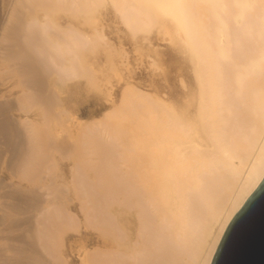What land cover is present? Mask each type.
I'll use <instances>...</instances> for the list:
<instances>
[{
	"label": "bare ground",
	"instance_id": "1",
	"mask_svg": "<svg viewBox=\"0 0 264 264\" xmlns=\"http://www.w3.org/2000/svg\"><path fill=\"white\" fill-rule=\"evenodd\" d=\"M107 9L133 45L156 35L177 48L194 88L174 104L125 82L118 104L78 126L70 149L30 118L21 120L25 138L11 116L15 102L25 115L35 100L59 118L68 115L61 100L43 95V74H53V90L61 91L69 81L97 82L86 51H107L111 73L118 70L114 58L124 63V51H114L100 27ZM59 14L79 26L63 27ZM3 63L30 90L13 103L0 101L7 169L37 179L54 152L77 157L73 186L81 211L89 228L110 238L104 249L84 253L82 264H211L230 222L264 179V0H0V75ZM152 66L160 69L155 60ZM45 188L3 196L15 200L18 216H2L0 225L15 230L18 246L8 244L1 263L65 264L57 234L77 230L78 221Z\"/></svg>",
	"mask_w": 264,
	"mask_h": 264
},
{
	"label": "rangeland",
	"instance_id": "2",
	"mask_svg": "<svg viewBox=\"0 0 264 264\" xmlns=\"http://www.w3.org/2000/svg\"><path fill=\"white\" fill-rule=\"evenodd\" d=\"M64 16L65 15L59 14L57 17L56 15V20L63 27H67L69 25H73L76 27L79 26L76 21L70 20V18L68 17L66 18V16L65 17ZM102 22L104 23H102L100 27L103 30V33L106 36V38L111 43V46L113 47L114 51L117 50V48L118 51L119 50L124 51L123 52L125 55V57L123 58V60H125L124 63L119 59L114 58L115 63L118 66V70L116 71V73L112 72L113 73L112 74L111 71H106L107 69L104 68V66L106 65L105 57L108 56L107 51L104 52L103 50H100L96 54H91V52L86 51L84 55L87 58L85 59L88 60L89 58L88 54H90L91 59L89 58L90 59L88 60L89 63L93 64L92 60L94 61L93 65L95 67V70H97V74H95L96 77L95 76L94 77L95 79H97V82L96 80L95 81L92 80L94 83L92 81L91 82L94 85L92 83L90 85L89 84L90 81L88 80L87 82L85 80H75L71 82L69 81L66 83V85L64 84L61 85V91L53 90V86L57 80L56 77L53 74L48 73L47 75L45 72H43L45 74H43L42 76L44 77L45 75L48 76L47 82H49L48 83L49 90L52 92L51 96L54 97L55 99L58 98L63 102L64 109L68 113V115L63 114V117L59 118V116L57 117L58 114H56L58 110L55 109V111L54 110L47 111L44 108H38L36 106L32 109L30 113L26 115L23 112L12 111L11 116L12 117L14 116L13 118L17 120L16 125L18 122L19 125H17V127L20 126L19 130L21 132L23 131L24 137L26 136L28 138V135H26V132L23 130L24 126H22L21 120L24 118H30L33 120L34 124L39 128H46V126L49 129L51 128L50 131L52 133L54 134L57 133L55 135L56 137L55 143H57L58 141V143L60 144L62 143L61 146L64 145L65 148L67 147L68 149H70L74 143V138H72V136L75 137V135L77 134V127L80 125L82 126L88 125L90 122L94 121L95 119H101L107 111H109L111 108L117 105L122 90L127 85L125 82H128V84L134 85L135 87L147 93L158 95L165 101H169L174 104L180 103L182 98L185 95L187 96L190 93V91H192V89L194 88V79H193V74L191 73L192 71L190 65L186 57L177 48L170 46L168 43L167 45L166 42L162 43V40H160L156 35L151 36L150 42L148 44L147 43L143 44V42H138L137 45L135 43H134L135 45H133L132 41H130L129 38L125 35L123 28L119 25L112 11L109 9L103 12ZM82 29H84L85 32L89 34L93 32L92 29H88V28H82ZM138 50H142V51L139 53ZM105 53L107 54L106 56ZM92 56H94L96 60L93 59ZM153 60L158 62L160 69H155L152 66ZM101 68L104 70H102ZM1 70L2 71L0 75V79H1L0 101H12L13 103L20 96V94H23L24 92L27 93V90L22 85L23 80L20 77L10 73L11 71L10 63L1 64ZM118 71H121L120 74ZM101 75L105 77V79L102 77L105 80V82L104 80L102 81V78L100 79ZM111 75L115 78L113 77L110 78ZM121 76H122V80H121ZM47 78L45 77V79ZM108 79H110V81H108ZM106 80L108 81V83ZM182 80L186 84L187 89H184L182 87V84L180 82ZM97 83L100 84L98 85ZM95 86L97 88H95ZM54 93L55 96L53 95ZM46 113H48L47 117H46ZM42 118L44 120V123ZM69 129H71V131H69ZM4 149L5 146L1 145L0 143V159H2L0 162V219L2 216H6L7 219L9 218L8 220H15L16 218L14 217L18 216L17 210L15 209L13 210V207L16 204L15 200L14 199L10 200L8 198L10 196L3 198V196L7 194L6 192L8 190L10 191L12 190L11 192H13L16 191V188H20L21 191L24 190L23 192L38 190L40 194H44L45 190L47 189L45 188V186L48 185L49 189H51L49 191L52 192L53 194L51 195V198H54V196L57 197V200L59 201V203H61V205H63V208L65 209L67 214L73 216L76 219V221H78L77 230L70 229L67 227V229H63V230L61 229V232L57 234L58 236L57 238L58 239L61 238L59 254L62 255V257L64 258L65 264H82V259L85 256L84 253L86 252L92 253L95 252L96 250L104 249L105 246L110 245V238L105 237L93 227L90 228L88 227L87 225L88 217L86 218L84 212L81 211L82 203L78 199L79 197L78 193L73 186V176H74L73 169L75 163L78 160L77 157L66 158L63 157V155L54 152L53 161L51 162L49 161L50 163L48 162L45 163L46 166L45 167L43 166L44 168L42 167L43 169L41 170L43 172L40 171L39 173H37L40 174L37 176V179L35 174L33 177L27 178L28 180H25L26 178L22 177L20 173L16 172L12 175L11 171L7 169L8 167L7 156L6 157L3 156L1 152ZM48 164H50L51 166ZM88 173L89 175L93 176L92 172H88ZM44 188L45 190H43ZM56 202L54 203L56 204ZM12 203H14L13 204L14 206H12ZM9 204L10 206H8ZM9 207H11L12 209L10 208L11 209L10 210ZM110 212H112V209L109 210V213H107L106 217L111 216ZM129 220L131 222L132 229H134L135 227L134 217H130ZM8 230H10L8 229V225L6 224L0 225V247H1L0 260L3 259L4 256L10 255L8 251L9 246H11L12 244L13 246L15 245L18 246V244L15 243V241L14 243L11 241L13 240L15 235H17L16 233H14L15 230L12 231L10 230L12 233L11 232L9 233ZM7 239H9L11 243H9L8 242L9 240ZM1 262L2 261H0V264H5Z\"/></svg>",
	"mask_w": 264,
	"mask_h": 264
},
{
	"label": "water",
	"instance_id": "3",
	"mask_svg": "<svg viewBox=\"0 0 264 264\" xmlns=\"http://www.w3.org/2000/svg\"><path fill=\"white\" fill-rule=\"evenodd\" d=\"M211 264H264V179L230 222Z\"/></svg>",
	"mask_w": 264,
	"mask_h": 264
},
{
	"label": "crops",
	"instance_id": "4",
	"mask_svg": "<svg viewBox=\"0 0 264 264\" xmlns=\"http://www.w3.org/2000/svg\"><path fill=\"white\" fill-rule=\"evenodd\" d=\"M43 77H44V76H43ZM43 80H44V82L46 83L45 85H48V84H47V80H46L45 78H44ZM46 89H48V90H46ZM29 92H30V90H27V93H29ZM48 93H49V95H48ZM51 93H52V92L49 90V87L46 86V88H45V90H44V92H43V95H45V96H49V97H52V96H50ZM20 95H22V94H20ZM19 97H20V96H19ZM37 102H38V103H37ZM39 105H41V102H40L39 100H38V101L35 100V104L32 106V109L34 108V106L39 107V108H44L43 105H41V106H39ZM15 106H16V108H14L15 110H13V111H16V110L18 109L17 112H21V111H20L21 109H19V108H21V107H20L19 105H17L16 102H15ZM18 106H19V107H18ZM31 111H32V110H31ZM31 111H30V112H31ZM38 113H39V112H38Z\"/></svg>",
	"mask_w": 264,
	"mask_h": 264
}]
</instances>
